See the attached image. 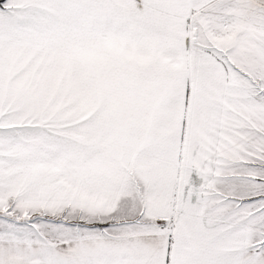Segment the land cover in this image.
<instances>
[{
    "label": "snow or ice",
    "instance_id": "snow-or-ice-1",
    "mask_svg": "<svg viewBox=\"0 0 264 264\" xmlns=\"http://www.w3.org/2000/svg\"><path fill=\"white\" fill-rule=\"evenodd\" d=\"M0 264H264V0H0Z\"/></svg>",
    "mask_w": 264,
    "mask_h": 264
}]
</instances>
